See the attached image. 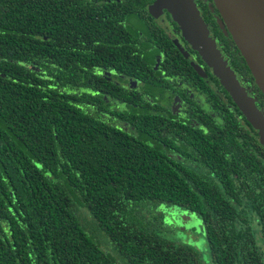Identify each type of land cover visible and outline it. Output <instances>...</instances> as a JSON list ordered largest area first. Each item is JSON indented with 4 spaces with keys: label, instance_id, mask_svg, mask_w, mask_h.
I'll list each match as a JSON object with an SVG mask.
<instances>
[{
    "label": "trees",
    "instance_id": "trees-1",
    "mask_svg": "<svg viewBox=\"0 0 264 264\" xmlns=\"http://www.w3.org/2000/svg\"><path fill=\"white\" fill-rule=\"evenodd\" d=\"M149 1L0 0V264H206L139 226L161 204L199 217L210 264H264V147L251 126L197 132L196 155L173 143L180 159L164 154L159 111L131 103L127 130L102 116L117 94L102 70L152 69L128 37ZM85 211L117 257L85 231Z\"/></svg>",
    "mask_w": 264,
    "mask_h": 264
},
{
    "label": "flooded vegetation",
    "instance_id": "flooded-vegetation-1",
    "mask_svg": "<svg viewBox=\"0 0 264 264\" xmlns=\"http://www.w3.org/2000/svg\"><path fill=\"white\" fill-rule=\"evenodd\" d=\"M192 1L227 67L264 114V96H261L213 0ZM153 2L154 0H150L144 10L139 9L141 15L129 19L134 32L128 36L131 57L152 63V69L143 70L139 76L102 70L100 74L103 84L110 85L117 91L115 97H110V109L116 111L115 114L102 116L127 130L132 122L123 119V111L128 110L131 103H136V109L148 107L159 111L162 118L157 131L162 136L163 148L168 147L164 154L171 158L178 154V158L186 159L187 157L177 152L179 150H174L173 143L196 155L197 132L212 134L214 130L230 123L232 130L243 131L242 127L247 128L250 124L222 87L212 68L204 62L199 49H195L186 39L168 10H149ZM110 18L113 24L116 23L115 16ZM99 93L100 91L97 94ZM105 101L107 102V98ZM222 137L227 148L228 142ZM194 170H197L196 166ZM185 224L180 227L181 230L195 231L192 227L187 229L188 223Z\"/></svg>",
    "mask_w": 264,
    "mask_h": 264
},
{
    "label": "water",
    "instance_id": "water-1",
    "mask_svg": "<svg viewBox=\"0 0 264 264\" xmlns=\"http://www.w3.org/2000/svg\"><path fill=\"white\" fill-rule=\"evenodd\" d=\"M226 22L254 82L264 96V0H213ZM166 9L179 24L186 39L199 49L222 87L256 132L264 147V114L227 67L192 0H154L149 10ZM200 47V48H199Z\"/></svg>",
    "mask_w": 264,
    "mask_h": 264
},
{
    "label": "rangeland",
    "instance_id": "rangeland-1",
    "mask_svg": "<svg viewBox=\"0 0 264 264\" xmlns=\"http://www.w3.org/2000/svg\"><path fill=\"white\" fill-rule=\"evenodd\" d=\"M151 207V206H150ZM88 227L85 228L88 235L91 236L98 244L108 253L117 257L114 246L108 240L107 236L98 229L88 212L83 214ZM81 221L83 218L78 214ZM138 223L148 232H152L162 239L173 243L176 246H183L197 252L199 257L206 263L210 264V254L208 242L201 220L196 214H192L179 207L168 206L166 204L152 206L150 212H144L137 215ZM188 224V228H194L195 231L181 230V226ZM118 259V258H117Z\"/></svg>",
    "mask_w": 264,
    "mask_h": 264
}]
</instances>
